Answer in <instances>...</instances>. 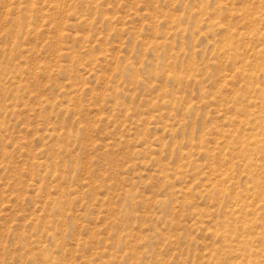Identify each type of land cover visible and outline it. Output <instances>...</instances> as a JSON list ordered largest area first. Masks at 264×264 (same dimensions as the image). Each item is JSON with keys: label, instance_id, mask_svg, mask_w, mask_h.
<instances>
[{"label": "rangeland", "instance_id": "rangeland-1", "mask_svg": "<svg viewBox=\"0 0 264 264\" xmlns=\"http://www.w3.org/2000/svg\"><path fill=\"white\" fill-rule=\"evenodd\" d=\"M262 50L264 0H0V264H264Z\"/></svg>", "mask_w": 264, "mask_h": 264}, {"label": "bare ground", "instance_id": "bare-ground-1", "mask_svg": "<svg viewBox=\"0 0 264 264\" xmlns=\"http://www.w3.org/2000/svg\"><path fill=\"white\" fill-rule=\"evenodd\" d=\"M260 49V48H259ZM263 51V50H262ZM260 52L263 56H264V51L263 52ZM263 59H264V57H263ZM262 65H263V67H264V61H263V63H262ZM262 99H263V101H264V95L262 96ZM263 104H264V102H262ZM263 108H264V106H263ZM249 116V115H248ZM257 133V132H256ZM258 135V134H257ZM263 135V134H262ZM246 137V136H245ZM249 137H251V136H249ZM253 137V136H252ZM255 137V136H254ZM248 138V137H247ZM263 139V138H262ZM247 142H246V144L247 145H249V147L251 148V146H254L255 147V145H258L259 144V142H261L262 140L261 139H259L257 136H256V138H254V139H252V142H249L250 140H246ZM246 146V145H245ZM256 148V147H255ZM260 148V147H259ZM264 148V147H263ZM246 149V148H245ZM245 149H243L244 151H245ZM254 149V148H253ZM248 158V157H247ZM246 159V158H245ZM249 160V159H248ZM250 161V160H249ZM257 182V181H256ZM256 185V184H255ZM256 187V186H255ZM245 204V203H244ZM243 204V205H244ZM250 206V205H249ZM245 207H246V205L243 207L244 209H245ZM237 216V215H236ZM245 235H243V237H244ZM238 237V236H237ZM245 238H247V237H245ZM241 240V239H240ZM239 240V241H240ZM242 240H245V239H242ZM248 242H249V240H247ZM247 242V243H248ZM251 242V241H250ZM239 243V242H238ZM244 243H246L245 241H244ZM243 241H241V245L243 246ZM247 243H246V245H247ZM245 245V244H244ZM245 245V246H246ZM247 247V246H246ZM246 257H249V256H246ZM249 261H251L250 260V258H249ZM252 262V261H251ZM253 263V262H252Z\"/></svg>", "mask_w": 264, "mask_h": 264}]
</instances>
